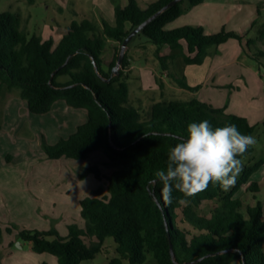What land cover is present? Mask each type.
Wrapping results in <instances>:
<instances>
[{
    "label": "trees",
    "instance_id": "trees-1",
    "mask_svg": "<svg viewBox=\"0 0 264 264\" xmlns=\"http://www.w3.org/2000/svg\"><path fill=\"white\" fill-rule=\"evenodd\" d=\"M170 1L155 0L145 8L138 0L115 4L114 23L102 19L100 26L88 18L73 20L56 44L53 38L42 40L24 32L18 12L0 13V89H18L34 114L50 112L60 100L87 112V120L68 137L44 143L47 156L81 160L102 150L113 166L106 176L107 194L81 200L83 228L70 224L67 236L55 229L21 232L36 252L56 256L58 264H80L95 258L108 237H113L118 254L110 264H121L123 259L142 264L149 253L156 264H264V204L255 195L256 202L247 204L237 194L259 191L251 176L264 159L243 165L229 190H223L218 182L210 183L206 190L186 198V204L179 202L185 198L175 191L171 202H166L161 185L154 183L169 150L187 138L190 123L207 120L213 128L235 125L241 134L251 136L254 126L246 117L197 97L184 101L151 98L148 106L136 105L130 95L133 57L128 51L119 73L113 76L129 33ZM183 1L136 35L144 34L156 46L154 56L162 72L169 73L182 89L197 92L199 87L190 85L184 74L176 76L179 63L202 64L209 48L243 37L224 29L209 35L202 27L191 25L166 30L168 23L183 14ZM204 1L188 0V5ZM109 41L119 46L110 47ZM164 46L171 50L167 55L161 53ZM111 48L112 57L107 61L104 53ZM253 56L264 66V52ZM1 118L0 108V126ZM253 152L250 146L237 158L243 160ZM87 171L102 177L96 165Z\"/></svg>",
    "mask_w": 264,
    "mask_h": 264
},
{
    "label": "rangeland",
    "instance_id": "rangeland-1",
    "mask_svg": "<svg viewBox=\"0 0 264 264\" xmlns=\"http://www.w3.org/2000/svg\"><path fill=\"white\" fill-rule=\"evenodd\" d=\"M120 2L0 0V13L18 12L21 15L20 27L24 32L30 36L38 35L42 40L54 37L56 41L73 20L88 18L100 26L102 19L114 23V6ZM241 2L245 6V14L251 5L253 9H258L254 27L240 33L243 37L241 40L230 38L217 47L209 48L202 64L188 66L180 62L181 66L175 70L178 78L184 74L192 86L200 87L202 78L209 76L210 82L215 79L218 83L229 84L225 87L214 91L208 88L205 94L182 89L169 73L162 72L154 56L156 46L142 33L134 37L126 51L133 57L131 65L134 68L129 86L136 105L148 106L151 98L184 101L197 97L216 105L222 104L227 113L246 117L254 126L252 137L256 141L254 152L243 159V165H246L264 159V66L260 59L253 56L264 52V0ZM187 5L188 0H184L182 7ZM183 26L186 24L179 25ZM248 39L252 41L249 45ZM109 45L119 46L113 41ZM170 52L168 46L161 51L162 55ZM112 53V48L104 53L107 60H110ZM118 73L113 72V76ZM0 108V264H58L56 256L36 252L21 232L55 229L61 236H67L70 224L83 228L81 200L107 194L106 176L113 166L102 150H95L88 158L81 160L66 157L50 159L44 150V143L54 144L61 137H68L79 124L85 122V109L71 107L60 100L50 112L34 114L29 112L18 89L6 88L0 89ZM93 165L99 167L102 174L100 179L87 171ZM262 175L259 173L253 178L258 183L257 193H237L245 203L254 204L255 195L264 204ZM262 251L264 253V244ZM117 256L116 243L113 237H108L95 258L80 264H110ZM121 264L131 263L123 259ZM142 264H156L154 256L147 254Z\"/></svg>",
    "mask_w": 264,
    "mask_h": 264
},
{
    "label": "clouds",
    "instance_id": "clouds-1",
    "mask_svg": "<svg viewBox=\"0 0 264 264\" xmlns=\"http://www.w3.org/2000/svg\"><path fill=\"white\" fill-rule=\"evenodd\" d=\"M186 135L169 150L165 167L155 173L154 183L161 185V196L168 203L175 191L185 198L179 202L186 204V198L206 190L210 183L218 182L229 190L243 167V160L237 157L256 142L235 125L213 128L207 120L190 123Z\"/></svg>",
    "mask_w": 264,
    "mask_h": 264
},
{
    "label": "crops",
    "instance_id": "crops-1",
    "mask_svg": "<svg viewBox=\"0 0 264 264\" xmlns=\"http://www.w3.org/2000/svg\"><path fill=\"white\" fill-rule=\"evenodd\" d=\"M149 1L152 2L155 0H143V1L138 0L142 8H145L147 4L150 3ZM240 2L241 0H205L203 3L193 7L187 5L186 7H183L184 9L183 14L177 17L172 22L168 23L165 26V28H168V30H170V29L178 28L179 25L186 24L191 26L202 27L206 34L207 33L209 34L214 31H220L222 29L224 30L229 29L228 31H234L237 34L241 35L240 33L248 30V28L254 27L256 23V19H255L256 14H258L259 11L257 8L253 9V6L251 5L250 7H248V11L246 12L247 14H245L244 12L245 6L242 2L241 3ZM126 3L127 0H121L120 5L123 6L126 5ZM61 37L62 36H60L56 41L54 40V43L56 44ZM52 38L54 39V37ZM133 68L134 66L130 65L129 69L131 70V72ZM208 77L209 76H207L206 78H202V81L199 84L200 85L199 90L197 91L198 93L205 94L204 91L208 88L214 91L219 88L225 87L226 85H229V84H221L220 82L218 83L215 79L212 82H210ZM202 101L208 102L204 99H202ZM211 104H213L216 107L225 108L226 110V107L222 106V104L221 105H216L214 103ZM259 173L261 174L263 173L262 176L264 177V164L260 166V168L256 172L252 174L251 179L254 180L253 179L254 176H256ZM233 264H238V263H233Z\"/></svg>",
    "mask_w": 264,
    "mask_h": 264
},
{
    "label": "water",
    "instance_id": "water-1",
    "mask_svg": "<svg viewBox=\"0 0 264 264\" xmlns=\"http://www.w3.org/2000/svg\"><path fill=\"white\" fill-rule=\"evenodd\" d=\"M182 0H172L168 4H166L161 10L156 12L154 15L149 17L147 20H145L143 23H141L138 27H136L133 31L129 33V35L126 37V39L123 41L122 46H121V51L118 56L116 65L113 67V72L118 73V70L120 69V66L122 65V61L124 59L125 53H126V48L128 47V44L132 40V38L139 33L146 25H148L150 22H152L155 18H157L159 15H161L164 11L168 10L172 6L176 5ZM95 63V61H94ZM171 253L174 258V251L171 247Z\"/></svg>",
    "mask_w": 264,
    "mask_h": 264
}]
</instances>
